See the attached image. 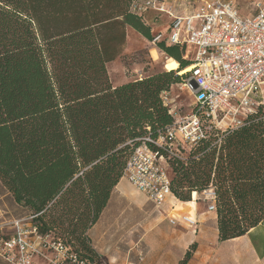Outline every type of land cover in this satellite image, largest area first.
I'll return each instance as SVG.
<instances>
[{
	"label": "trees",
	"instance_id": "16d2710c",
	"mask_svg": "<svg viewBox=\"0 0 264 264\" xmlns=\"http://www.w3.org/2000/svg\"><path fill=\"white\" fill-rule=\"evenodd\" d=\"M134 1L0 0V182L40 236L61 241L87 264H101L87 233L128 159L173 122L161 94L189 75L178 73L190 66L184 48L160 40L156 48L177 71L112 85L107 66L122 56L126 28L152 41L150 23L163 20L131 13ZM262 117L258 110L220 133V145L209 133L184 160L168 161L180 205L214 188L219 242L264 223Z\"/></svg>",
	"mask_w": 264,
	"mask_h": 264
},
{
	"label": "built area",
	"instance_id": "2783aa9c",
	"mask_svg": "<svg viewBox=\"0 0 264 264\" xmlns=\"http://www.w3.org/2000/svg\"><path fill=\"white\" fill-rule=\"evenodd\" d=\"M177 1L137 0L129 7L146 22L166 19L168 34H158L151 42L164 40L166 45H179L184 48L183 59L190 61L189 77L179 83L192 97L189 114L176 117L170 92H163L161 99L173 122L156 140L144 138L122 176L158 210L174 198L170 159L184 160L209 133L220 145V133L242 126L258 110L262 111L264 127V0L252 3L255 13L251 16L242 15L231 0H204L189 14L178 8ZM201 195L207 211L214 212V188L210 185ZM175 208L169 205V222L195 230L197 220L190 214L173 215ZM30 219H26V228L23 219L13 220L11 229L0 225L1 260L39 264L36 260L42 258L44 264H87L61 241L40 236Z\"/></svg>",
	"mask_w": 264,
	"mask_h": 264
},
{
	"label": "rangeland",
	"instance_id": "374dc122",
	"mask_svg": "<svg viewBox=\"0 0 264 264\" xmlns=\"http://www.w3.org/2000/svg\"><path fill=\"white\" fill-rule=\"evenodd\" d=\"M235 1L242 13L246 14L250 11L252 0ZM150 24L152 28L150 35L153 38L158 34L162 37L168 34L166 19ZM168 58L165 53L156 48L155 44L127 27L126 47L122 56L107 66L109 78L112 83H117L164 71V64ZM188 77L189 75L185 79ZM169 92V99L173 100L172 105L175 106V116L189 114L192 97L179 86V83L171 85ZM169 174L172 177L170 168ZM131 187L133 186L131 185ZM134 198H136L135 205L126 202H111L103 215L102 228L97 233L94 229L88 231L89 243L100 255L101 264H113L114 262L144 264L145 256H150L151 250L154 252L156 249H160V245L166 242L172 251L173 259L178 256L183 257V253L189 248L190 240L197 232L194 234L193 229L177 222L171 224L169 216H166L168 205H164L162 209L158 210L140 192ZM195 200H198L196 202L198 209H203L206 202L202 199V195L195 196ZM175 205L176 208L172 212L175 216L186 215L191 208L195 207L194 204L182 206L176 201ZM28 217L27 210L15 204L11 195L0 182V223L23 219L21 223L23 228H26ZM8 232L12 233L11 230ZM206 234L209 239L212 235L211 226L207 227ZM206 244L210 245L208 242ZM216 246L212 248H216ZM36 261L39 264H44L42 258ZM1 262L3 263V260L0 259V264Z\"/></svg>",
	"mask_w": 264,
	"mask_h": 264
},
{
	"label": "crops",
	"instance_id": "0c3cea01",
	"mask_svg": "<svg viewBox=\"0 0 264 264\" xmlns=\"http://www.w3.org/2000/svg\"><path fill=\"white\" fill-rule=\"evenodd\" d=\"M201 1L204 0H178V8L182 10L183 13H191L193 9L199 6ZM234 3L235 0H231ZM250 5V11L246 14L239 12L244 16H251L255 13L252 3ZM236 4V3H235ZM129 80H124L117 83H112L113 86L120 85ZM139 192L131 187L130 183L125 179L121 178L116 187L114 188L111 197L109 199L108 205L103 211L99 220L92 226L90 230H95L97 233L101 228L103 221V215L105 214L107 208L110 206L111 202H126L135 205L136 198ZM203 199V197H202ZM148 201V199L146 198ZM178 200L175 198H169L166 204L167 209L169 205L174 204ZM150 202V201H149ZM195 207L187 213L190 214L197 220V228L192 232L193 235L190 240V245L196 243V249L191 255V258L187 264H264V224L260 223L256 227L252 228L248 233L243 236L219 242L217 239V222L215 212L207 211L206 204L203 209H198V204L195 202ZM193 214V215H192ZM14 220V219H13ZM5 221L1 222L0 225H10L8 229L12 228V222ZM208 226L212 227V235L207 239L206 229ZM208 240V241H206ZM210 245L207 246L206 243ZM189 245V246H190ZM217 245V246H216ZM216 246V248H212ZM186 252V251H185ZM183 253V256L185 254ZM149 255L145 256L144 264H178L182 257L172 258V251L169 249V245L166 243L160 245V249H156L154 252L151 250ZM113 264H122L119 262H114Z\"/></svg>",
	"mask_w": 264,
	"mask_h": 264
},
{
	"label": "bare ground",
	"instance_id": "6f19581e",
	"mask_svg": "<svg viewBox=\"0 0 264 264\" xmlns=\"http://www.w3.org/2000/svg\"><path fill=\"white\" fill-rule=\"evenodd\" d=\"M190 69L191 68L189 66L186 69H184L183 71L179 72V74H184L187 71L189 72ZM164 70L165 71H177L178 70V63L174 59L168 58V60L164 64Z\"/></svg>",
	"mask_w": 264,
	"mask_h": 264
}]
</instances>
